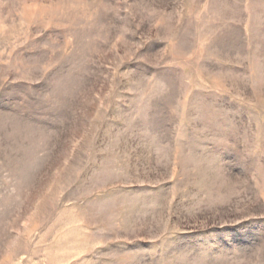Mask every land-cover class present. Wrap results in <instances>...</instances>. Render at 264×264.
<instances>
[{
	"label": "rangeland",
	"instance_id": "1",
	"mask_svg": "<svg viewBox=\"0 0 264 264\" xmlns=\"http://www.w3.org/2000/svg\"><path fill=\"white\" fill-rule=\"evenodd\" d=\"M0 264H264V0H0Z\"/></svg>",
	"mask_w": 264,
	"mask_h": 264
}]
</instances>
